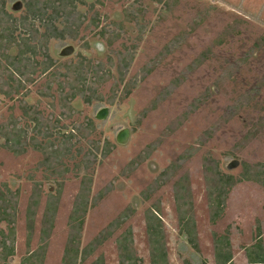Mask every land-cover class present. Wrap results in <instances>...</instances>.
I'll return each mask as SVG.
<instances>
[{
	"label": "rangeland",
	"instance_id": "374dc122",
	"mask_svg": "<svg viewBox=\"0 0 264 264\" xmlns=\"http://www.w3.org/2000/svg\"><path fill=\"white\" fill-rule=\"evenodd\" d=\"M74 1V23L65 39H51L46 45L54 67L43 73L45 57L28 55L30 72L36 70L31 80L24 81L19 95L0 92L2 131L18 123L29 137L44 142L42 134L47 133L60 148L76 126L83 132L68 142L72 151L58 168L69 172L60 179L47 168L53 163L44 161L43 152L28 146L15 154L0 139V187L19 192L11 264H20L26 254V209L37 187L41 200L31 247H38L50 194L60 193L45 264H61L69 215L87 172L93 177L91 197L96 205L86 217L83 245L124 210L134 214L83 264L99 254H104L106 264H119L115 240L128 226L143 264H150L145 210L157 201L171 264H183L184 259L212 264L213 232L222 234L228 225L237 247L248 243L257 219L264 227V187L255 181L237 184L222 218L213 224L204 162L212 158L222 172L238 177L244 164L264 170V0ZM2 2L11 15L2 16L3 24L18 27L27 15L26 6L14 8L18 0H0V7ZM36 25L44 31L40 21ZM64 25L66 16L61 18L60 26ZM24 32L19 26L15 34L21 37ZM6 57L0 53V75ZM85 73L92 88L69 108H60L59 100L72 87L64 81L74 75L79 82ZM127 88L132 89L129 95ZM24 106L30 116L36 112L41 117V129L34 127ZM105 107V115H99ZM89 125L91 131L86 129ZM125 130L128 140H119ZM184 174L190 177L200 252L179 233L174 183Z\"/></svg>",
	"mask_w": 264,
	"mask_h": 264
},
{
	"label": "trees",
	"instance_id": "16d2710c",
	"mask_svg": "<svg viewBox=\"0 0 264 264\" xmlns=\"http://www.w3.org/2000/svg\"><path fill=\"white\" fill-rule=\"evenodd\" d=\"M24 3L27 8V15L20 20L18 27L24 29V36L16 35L17 25L15 27L4 25L2 16L11 15L6 11L4 2L0 7V53L6 57L7 64L4 66V73H1L0 92L9 95H19L20 87L24 81H30L31 75L36 71L30 72L26 57L42 54L45 58L42 62L43 73H47L54 67V58L47 52L46 45L51 39H65L66 32L71 26L70 14L75 8L74 0H18ZM75 11V10H74ZM6 13V14H5ZM66 16L67 25H61V18ZM5 17V16H4ZM32 18V22L27 20ZM17 21V19H14ZM40 21L43 32H40V26L36 25ZM79 27V25H78ZM38 35L42 39H39ZM20 37V38H19ZM42 45H41V44ZM42 47V51L40 49ZM17 50L14 55L11 51ZM1 65V64H0ZM3 67V66H2ZM80 70V69H77ZM32 73V74H31ZM122 74V80L124 78ZM66 85L71 84V89L59 100V107L69 108V103L79 95L83 96L92 88L90 75H85L76 81L74 75H70L65 80ZM52 82L49 83L51 85ZM81 84L82 88H79ZM62 85V84H60ZM70 86V85H69ZM7 87L8 89H6ZM66 86L63 87L64 91ZM132 89H126V95L131 93ZM88 98V97H87ZM86 98V99H87ZM98 99H102L101 96ZM88 102H91L89 100ZM112 103V102H111ZM25 114L35 123V128L41 129L44 122L41 117L33 112L30 116L28 107L24 106ZM44 125V124H43ZM5 128V126H4ZM92 130V125L86 127ZM75 132L69 133V139H65L62 147L56 146V139L48 137V134H42L44 142L36 137H29L28 133L18 123L11 128L6 127L3 131L0 129V139H5L4 146L8 147L15 154H21L26 151V147L32 146L34 149L44 153V161L53 163L47 168L56 175L58 179L63 178L68 172V168L60 169L63 157L66 153L72 151V145L68 142L78 135L83 134L81 127L76 126ZM108 142L106 143V145ZM88 168V167H87ZM79 171H82L79 170ZM169 171V169H168ZM264 170L254 168L244 164V171L240 176L224 173L220 169L218 161L208 158L204 162V175L206 180V193L210 209V221L215 224L220 220L226 210L227 199L232 189L243 181H255L264 187ZM93 177L90 172L84 173L81 179L78 193L75 197L73 207L68 219V236L61 259V264H83L96 251L110 239L134 214L133 210H124L114 220H112L102 231H100L86 245L82 243L83 231L87 214L91 207L96 205V199L91 197ZM61 187V186H60ZM61 188H59L60 190ZM60 193L50 194V198L45 205L42 215L39 233V243L36 249H32V241L35 235L37 210L40 205L41 192L37 187L33 191L26 209V254L21 258L20 264H45L48 250L49 239L55 228V222L58 211ZM99 195V199L101 198ZM149 197V196H148ZM174 199L176 204L177 216L179 221V233L183 234L188 244L196 252H200L199 236L197 222L194 216V201L192 197L190 177L184 174L174 183ZM19 192L12 189H2L0 187V264H11V259L16 255L17 230L16 223L18 218ZM146 232L150 246V264H171L169 259L168 244L166 240L165 223L161 215V204L154 202L151 207L145 210ZM5 223V226H2ZM260 228L258 227V233ZM215 243V264H233L232 245L230 232L227 230L224 234L214 233ZM116 246L118 250L119 264H143V259L138 255L134 234L131 226H128L116 237ZM256 251V256L251 252ZM247 255L252 263H264V249L262 240H258L253 246L247 249ZM89 264H106L104 254H99ZM184 264H191L190 260L184 259ZM201 264H206L202 262Z\"/></svg>",
	"mask_w": 264,
	"mask_h": 264
},
{
	"label": "crops",
	"instance_id": "0c3cea01",
	"mask_svg": "<svg viewBox=\"0 0 264 264\" xmlns=\"http://www.w3.org/2000/svg\"><path fill=\"white\" fill-rule=\"evenodd\" d=\"M263 209H264V207H263ZM261 224H262V221L260 222V220L257 219L256 220L255 231H254L253 236L251 237V240L248 243H245V244H242V245H238V247L236 246V242H235V240L232 237L231 226L228 225L226 227V229L224 230V232L222 234H224L227 230H229V232H230V240H231V245H232L231 247H232V254H233V259H232V263L233 264H257V263H252L251 262L252 260H249L248 255H247V249L249 247L253 246L258 240H262L263 249H264V227H262ZM258 227L260 228V232L259 233H258ZM214 233H217V232H213V235H214ZM213 240H214V237H213ZM213 249H214V253H213V262H212V264H215V260H216L215 243H214ZM257 253H259V252L252 251L251 255L252 256H256ZM202 262H205L206 264H210L205 259H203V261H201L200 264ZM183 264H184V260H183ZM193 264H195V263L193 262Z\"/></svg>",
	"mask_w": 264,
	"mask_h": 264
},
{
	"label": "water",
	"instance_id": "95a60500",
	"mask_svg": "<svg viewBox=\"0 0 264 264\" xmlns=\"http://www.w3.org/2000/svg\"><path fill=\"white\" fill-rule=\"evenodd\" d=\"M18 3V4H17ZM16 4L17 6H15L14 8H19V5H21L23 2L22 1H18ZM69 48H73V46H69L67 47V53L70 52ZM107 111V108H102L101 110H99V115L103 116L105 115V112ZM119 140H123V141H127L128 137H127V130L121 132V134L119 135Z\"/></svg>",
	"mask_w": 264,
	"mask_h": 264
}]
</instances>
